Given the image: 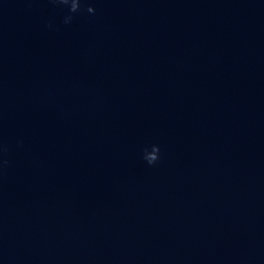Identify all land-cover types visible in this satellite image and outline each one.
Wrapping results in <instances>:
<instances>
[{
    "label": "water",
    "instance_id": "95a60500",
    "mask_svg": "<svg viewBox=\"0 0 264 264\" xmlns=\"http://www.w3.org/2000/svg\"><path fill=\"white\" fill-rule=\"evenodd\" d=\"M0 264H264V0H0Z\"/></svg>",
    "mask_w": 264,
    "mask_h": 264
},
{
    "label": "clouds",
    "instance_id": "9594fccd",
    "mask_svg": "<svg viewBox=\"0 0 264 264\" xmlns=\"http://www.w3.org/2000/svg\"><path fill=\"white\" fill-rule=\"evenodd\" d=\"M56 3L68 5L70 4V12L77 13L81 10V0H55ZM88 13H95L96 9L92 4H88L86 9ZM72 16L65 18V23L70 22ZM144 159L148 162L149 165H154L160 160V146L152 145L151 150L145 148L144 150Z\"/></svg>",
    "mask_w": 264,
    "mask_h": 264
}]
</instances>
